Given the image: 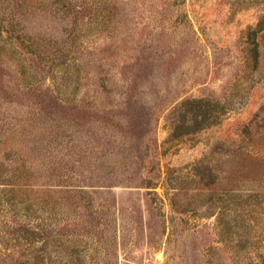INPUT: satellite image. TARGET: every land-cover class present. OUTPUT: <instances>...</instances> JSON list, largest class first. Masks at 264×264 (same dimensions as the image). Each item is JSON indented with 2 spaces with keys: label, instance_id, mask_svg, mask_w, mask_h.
Wrapping results in <instances>:
<instances>
[{
  "label": "rangeland",
  "instance_id": "rangeland-1",
  "mask_svg": "<svg viewBox=\"0 0 264 264\" xmlns=\"http://www.w3.org/2000/svg\"><path fill=\"white\" fill-rule=\"evenodd\" d=\"M0 264H264V0H0Z\"/></svg>",
  "mask_w": 264,
  "mask_h": 264
},
{
  "label": "trees",
  "instance_id": "trees-1",
  "mask_svg": "<svg viewBox=\"0 0 264 264\" xmlns=\"http://www.w3.org/2000/svg\"><path fill=\"white\" fill-rule=\"evenodd\" d=\"M197 101V106H200L201 105V102L202 100H196ZM199 108V107H198ZM108 166H106L105 168L107 169ZM154 170L153 166H151L150 168H147L146 169V172L147 173H151L152 171ZM112 170H107V173H111ZM159 178L157 177H147L145 180H144V185L146 187H154L155 185L158 184V180ZM40 241H41V244H42V247H46L47 243L49 242L50 238H51V230L49 229V227H42L40 229Z\"/></svg>",
  "mask_w": 264,
  "mask_h": 264
}]
</instances>
